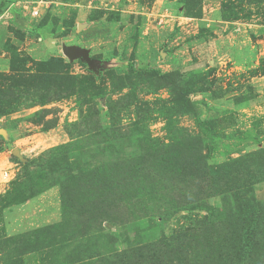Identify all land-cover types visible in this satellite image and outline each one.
Wrapping results in <instances>:
<instances>
[{
  "label": "rangeland",
  "instance_id": "374dc122",
  "mask_svg": "<svg viewBox=\"0 0 264 264\" xmlns=\"http://www.w3.org/2000/svg\"><path fill=\"white\" fill-rule=\"evenodd\" d=\"M0 91V264H264V1L0 0Z\"/></svg>",
  "mask_w": 264,
  "mask_h": 264
},
{
  "label": "trees",
  "instance_id": "16d2710c",
  "mask_svg": "<svg viewBox=\"0 0 264 264\" xmlns=\"http://www.w3.org/2000/svg\"><path fill=\"white\" fill-rule=\"evenodd\" d=\"M264 0H255V2H260ZM21 63L24 61L32 62L31 59L25 58L20 60ZM53 64L57 65L59 68L64 66V61L62 58H51L50 60H42L33 62V65L35 66L34 72L31 73V76L33 79L36 77V79H42L45 78L48 79L52 76V72L54 75H56L57 71L53 70ZM20 70H25L24 66ZM28 71V70H27ZM108 75L113 78L114 69L107 70ZM143 74V75H142ZM145 75V76H144ZM140 76L144 77H155L159 81V84L166 86L169 88L170 95L172 96V100H170L172 103L181 106V112H188L191 110L190 103L188 101V95L192 91V88L196 86L195 79L190 76V78L186 81H183L182 85L180 84L179 73L178 72H162L148 69L146 71L141 72ZM12 78H16V76H12ZM60 78H62L65 83H68V86L78 87V90L82 93L86 92V88H97L94 84L95 79L93 76L80 74L75 75L70 72L62 73L60 75ZM130 78V77H127ZM15 83H11L6 85V88H9L11 86H14ZM100 88V87H98ZM72 89V90H73ZM7 95V91H0V96L4 98V96Z\"/></svg>",
  "mask_w": 264,
  "mask_h": 264
},
{
  "label": "built area",
  "instance_id": "2783aa9c",
  "mask_svg": "<svg viewBox=\"0 0 264 264\" xmlns=\"http://www.w3.org/2000/svg\"><path fill=\"white\" fill-rule=\"evenodd\" d=\"M38 12H39V8H38V6H32V7H31V13H32L33 15H37Z\"/></svg>",
  "mask_w": 264,
  "mask_h": 264
},
{
  "label": "water",
  "instance_id": "95a60500",
  "mask_svg": "<svg viewBox=\"0 0 264 264\" xmlns=\"http://www.w3.org/2000/svg\"><path fill=\"white\" fill-rule=\"evenodd\" d=\"M64 53H69L70 55H73V49L71 47H65L63 49Z\"/></svg>",
  "mask_w": 264,
  "mask_h": 264
},
{
  "label": "crops",
  "instance_id": "0c3cea01",
  "mask_svg": "<svg viewBox=\"0 0 264 264\" xmlns=\"http://www.w3.org/2000/svg\"><path fill=\"white\" fill-rule=\"evenodd\" d=\"M65 47H66V46L62 45V47H61V48H62V49H64ZM73 49H75V48H73Z\"/></svg>",
  "mask_w": 264,
  "mask_h": 264
}]
</instances>
